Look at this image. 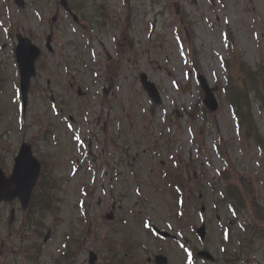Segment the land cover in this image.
Instances as JSON below:
<instances>
[{"label": "rangeland", "instance_id": "obj_1", "mask_svg": "<svg viewBox=\"0 0 264 264\" xmlns=\"http://www.w3.org/2000/svg\"><path fill=\"white\" fill-rule=\"evenodd\" d=\"M68 2L77 21L64 12L58 0H36L39 9L36 12L28 8L21 13L14 8V39L8 40L0 29V159L9 163L22 140L33 141L37 156L46 161L48 169L54 165L53 176L60 181L56 194L62 200L59 217L50 215L43 223L44 235L49 230L53 234L46 244L44 238L36 237L26 226L22 229L20 225L18 238L11 235L7 228H1L3 223H8L10 212L5 214L6 222L0 213V264H53L52 256L61 248L65 235L72 231L80 239L73 247L77 260L72 264H89L91 251L100 257L99 264H111L105 261L107 254L104 248L108 244L117 248L118 259L124 264H148L150 251L153 250L152 255L160 253L158 248L161 246V252L169 256L170 264H184V255L177 244L154 240L145 231L142 224L144 216H149L162 229L167 230L171 226L174 234L182 232L197 248H206L216 259L223 258L224 248L235 250L239 247L238 236L246 228L243 245L246 243L247 247L243 251L245 254L240 255L242 261L239 264H245L244 259H248L246 264H264V239L252 235L250 230L257 221L252 209L248 207L233 216L220 205V214L215 213L214 204L220 202V194L212 188L223 190L224 184L216 172L223 171L225 165L219 160L208 165L206 160L208 154L212 156V146L216 142L218 144L220 136L232 146V149H226L223 145L222 149L232 161L230 171L236 177V183L252 185L264 207V166L257 163L260 161L258 150L239 141L230 107L222 103L225 83L222 62L231 55L226 38L228 32L236 44V58H243L254 70L264 66V0ZM2 4L0 0V6ZM130 9L132 13H129ZM101 13L105 14V19L100 18ZM129 23L131 29L127 31ZM18 33L30 36L45 53L38 75L32 82L24 129H18L11 100L14 82L17 81L12 49ZM49 36L52 37L51 53L47 51ZM192 48L201 64V76L221 100L217 112L208 111L206 114L201 107L196 88L198 75L191 63L186 62ZM74 52L80 53L77 65L72 67L78 72L66 73L65 59L70 53L69 61L73 62L76 58ZM111 67L116 69V73L105 75L108 73L104 71ZM142 74L159 88L162 105L153 107L149 101L140 83ZM185 84H188L190 92L184 90ZM79 87L85 96L78 95ZM252 98L253 115L264 137V111L255 96ZM51 100L67 117H74V126L81 128L88 138L83 151L76 149L66 119L53 115ZM8 108L13 113L11 120ZM88 113L92 124L86 122ZM164 113L169 115V124L161 120ZM200 115H204V120ZM106 118L108 130L103 134L102 122ZM119 124L120 134L111 140L109 132L113 134ZM193 126L205 129L204 133L194 132ZM160 129L161 132L166 131L163 137ZM196 136L201 144L198 147L192 143ZM105 141L116 145L109 148L116 153V157L111 159H120L122 150L132 156L130 165L133 172L125 179L132 183L125 188L113 181L105 185L107 180L99 174L98 186L93 190L89 203L91 221L86 233L82 234L76 229L80 214L75 204L80 187L84 184L92 187L95 181L88 173L85 176L78 173L73 177L71 173L77 168L76 162L81 170L96 169L97 163L100 165L102 161L110 162V157L103 151ZM196 149L202 150L200 157L196 155ZM172 154L177 155L175 158L181 165L184 179L190 183L194 201L198 202L193 205L190 219L184 225L175 218V192L160 177V163L164 162L162 164L171 168L169 157ZM196 181L200 182L202 193L196 189ZM115 199H123L124 207L121 206L114 223L109 224L105 215L117 203ZM203 200L205 203L201 202ZM202 206L206 208L203 216L199 213ZM3 210L4 207L0 208ZM203 222L207 223L208 233L202 243L196 239L193 227ZM231 222L236 237L234 241L227 242L224 228ZM122 244H125L124 248ZM38 245L42 247L40 254ZM21 249H25L23 253Z\"/></svg>", "mask_w": 264, "mask_h": 264}, {"label": "water", "instance_id": "obj_2", "mask_svg": "<svg viewBox=\"0 0 264 264\" xmlns=\"http://www.w3.org/2000/svg\"><path fill=\"white\" fill-rule=\"evenodd\" d=\"M37 53H38V51L36 49L32 50L31 54L33 56V61H34V58L36 57ZM33 61H32V63H33ZM32 74H33V72H32ZM26 167L31 168L32 171L36 174L37 167L31 163V160L29 159L28 156H22V158L20 159V163H19L18 168H19V170H23V169H26ZM36 178H37V175L25 174L17 183V187H18L17 194H19L22 198H24L26 202H28V200H29V197L31 195V190L35 184ZM3 194H5V193L0 192V195H3Z\"/></svg>", "mask_w": 264, "mask_h": 264}, {"label": "trees", "instance_id": "obj_3", "mask_svg": "<svg viewBox=\"0 0 264 264\" xmlns=\"http://www.w3.org/2000/svg\"><path fill=\"white\" fill-rule=\"evenodd\" d=\"M244 74V73H243ZM248 78H251V73H248ZM244 78V77H243ZM242 87V86H241ZM244 93H245V90H243L242 91V94L241 95H237L236 97H235V99L236 100H234V102H237V101H239V100H244V99H246V97H244ZM255 138L258 140V142L259 143H261V144H263L264 145V142H263V140L260 138V136H258L257 134H255Z\"/></svg>", "mask_w": 264, "mask_h": 264}]
</instances>
